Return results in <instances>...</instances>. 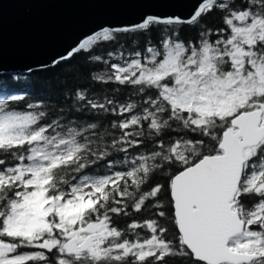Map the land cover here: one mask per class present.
I'll return each mask as SVG.
<instances>
[{
  "label": "snow or ice",
  "instance_id": "1",
  "mask_svg": "<svg viewBox=\"0 0 264 264\" xmlns=\"http://www.w3.org/2000/svg\"><path fill=\"white\" fill-rule=\"evenodd\" d=\"M214 10L215 31L201 22ZM185 25L196 43L179 38ZM97 29L52 65L104 66L90 79L111 95L68 89L65 104L100 123L0 98V264H264V0ZM141 37L125 55L124 38Z\"/></svg>",
  "mask_w": 264,
  "mask_h": 264
},
{
  "label": "water",
  "instance_id": "2",
  "mask_svg": "<svg viewBox=\"0 0 264 264\" xmlns=\"http://www.w3.org/2000/svg\"><path fill=\"white\" fill-rule=\"evenodd\" d=\"M201 0H0V75L54 67L85 34L137 21L145 12L187 19ZM31 69V71H29Z\"/></svg>",
  "mask_w": 264,
  "mask_h": 264
},
{
  "label": "trees",
  "instance_id": "3",
  "mask_svg": "<svg viewBox=\"0 0 264 264\" xmlns=\"http://www.w3.org/2000/svg\"><path fill=\"white\" fill-rule=\"evenodd\" d=\"M222 13L214 10L211 13L201 18V22L207 27L213 29H219L224 27L222 21ZM152 42L156 43L159 40L160 34L157 31L151 33ZM179 38L184 42L196 43L199 39L198 30L192 26L185 25L179 33ZM215 39V36L211 37ZM125 47L122 49L125 51V55H128L134 51H143L145 48V39L140 38L138 45H132L131 41L124 38ZM119 46H113L104 44L102 48L97 49L98 54L104 55L107 58L108 51H114L118 56ZM104 66L102 64H93L86 61L83 54L76 55L73 59L66 62H61L52 68L41 69L26 75L8 74L0 75V98L5 96L20 95L24 97V100L14 102L13 106L17 110H27L28 103H42L49 110V120L57 118L58 115L64 114L71 120L77 121V123L86 125L89 122L100 123L101 121L91 119L92 114L87 113L81 115L80 113H69L65 107L66 98L68 96V89H82L90 93H94L96 96L101 97L103 94L111 95L108 89L115 87L113 85L102 86L96 84L90 79V74L94 71H102ZM128 93L119 95V99L123 101L127 98ZM135 99V97H133ZM70 102V100L68 101ZM118 119L111 113L107 114L103 118L105 125L109 124L113 120ZM123 154H119L122 158ZM92 174H104L105 169L94 167L90 170ZM167 177H156L153 180L155 183H166ZM138 219H144L146 217L137 215ZM128 221L127 218L120 220V227H124Z\"/></svg>",
  "mask_w": 264,
  "mask_h": 264
}]
</instances>
